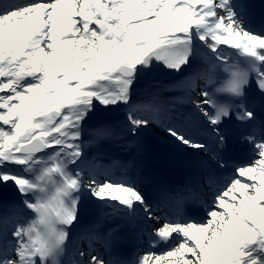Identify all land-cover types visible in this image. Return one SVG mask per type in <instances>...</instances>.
I'll return each instance as SVG.
<instances>
[{
	"label": "snow or ice",
	"instance_id": "snow-or-ice-1",
	"mask_svg": "<svg viewBox=\"0 0 264 264\" xmlns=\"http://www.w3.org/2000/svg\"><path fill=\"white\" fill-rule=\"evenodd\" d=\"M245 10L242 0H0V186L16 193L0 216V264H109L73 241L82 195L151 223L167 247L134 264H264V34ZM157 66L170 81L148 78ZM116 110L119 126L106 115ZM156 123L201 152L194 130H206L217 171L227 126L246 129L252 158L226 182L162 194L208 197L198 218L162 219L134 180L113 178L127 167L113 153ZM80 239L101 237L86 228Z\"/></svg>",
	"mask_w": 264,
	"mask_h": 264
},
{
	"label": "bare ground",
	"instance_id": "bare-ground-1",
	"mask_svg": "<svg viewBox=\"0 0 264 264\" xmlns=\"http://www.w3.org/2000/svg\"><path fill=\"white\" fill-rule=\"evenodd\" d=\"M222 48L225 49V53L227 55H229L232 59L237 60L238 56L236 55V52L234 49H231L227 46L221 45ZM235 62V61H234ZM148 78H155L157 80H159L160 82H165V81H170V78H163L162 76H158L155 73H150ZM176 95L178 97H183V99L185 98V94L181 93V92H177ZM183 107H187V102L184 101ZM108 119L112 122L113 125L119 126L124 118V111L123 110H116L110 113L106 114ZM143 134H148L152 137H154L155 139H157L158 141H160V143L158 144L159 150L158 151L160 154L163 153H171V152H175L177 150H181L183 149V145L179 144V142L175 141L174 139L170 138V137H163L162 135H160L161 133L157 132L153 127H150L148 130H146ZM120 147V146H117ZM129 147H133L132 145H130ZM118 154L120 155V157H127L129 155H132V148H127L125 147H120V150L117 151ZM141 154V158L142 161L145 160L146 165L142 166V171H139V174L143 173V170H149L150 167H153V163H154V158L153 157H147L146 153H142ZM0 190H4L5 196L3 197V199L5 200L6 204H11L13 201V199H15L16 193L14 192V189L11 186L8 187H2L0 186ZM91 198L86 196V195H82V200L84 201V206H86L87 201L90 200ZM101 206V205H100ZM102 207V206H101ZM103 210V208H102ZM111 215L115 216L117 219L122 218L123 222L121 225V228L125 229L128 228L129 224L133 221V219H129L125 216L120 215L119 213L116 212H109ZM135 219V218H134ZM86 219H80V224L77 226L76 229L73 230V235L75 236V238H78V236H80V233L82 230H84L83 225L85 223ZM135 225L131 224L129 227L130 228H134ZM72 248V245H70V248Z\"/></svg>",
	"mask_w": 264,
	"mask_h": 264
},
{
	"label": "rangeland",
	"instance_id": "rangeland-1",
	"mask_svg": "<svg viewBox=\"0 0 264 264\" xmlns=\"http://www.w3.org/2000/svg\"><path fill=\"white\" fill-rule=\"evenodd\" d=\"M164 130V129H163ZM165 132V131H164ZM166 133V132H165ZM1 193L2 194H4L3 196H5V192L4 191H2V190H0V195H1ZM7 194V193H6ZM1 197V196H0ZM16 200V196H15V199H13V201H15ZM13 203V202H12Z\"/></svg>",
	"mask_w": 264,
	"mask_h": 264
}]
</instances>
